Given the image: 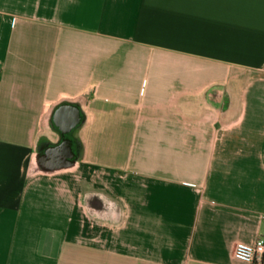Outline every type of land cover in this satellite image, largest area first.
Wrapping results in <instances>:
<instances>
[{"label":"crops","instance_id":"1","mask_svg":"<svg viewBox=\"0 0 264 264\" xmlns=\"http://www.w3.org/2000/svg\"><path fill=\"white\" fill-rule=\"evenodd\" d=\"M259 237L264 0H0V264H253Z\"/></svg>","mask_w":264,"mask_h":264},{"label":"built area","instance_id":"2","mask_svg":"<svg viewBox=\"0 0 264 264\" xmlns=\"http://www.w3.org/2000/svg\"><path fill=\"white\" fill-rule=\"evenodd\" d=\"M264 238L259 237L253 243L238 241L233 248V255L253 264H263Z\"/></svg>","mask_w":264,"mask_h":264},{"label":"flooded vegetation","instance_id":"3","mask_svg":"<svg viewBox=\"0 0 264 264\" xmlns=\"http://www.w3.org/2000/svg\"><path fill=\"white\" fill-rule=\"evenodd\" d=\"M46 158H47L48 160H52V157L49 156V155H47Z\"/></svg>","mask_w":264,"mask_h":264}]
</instances>
